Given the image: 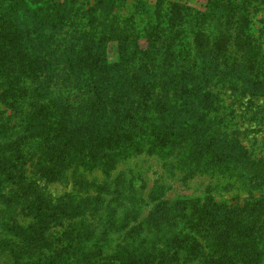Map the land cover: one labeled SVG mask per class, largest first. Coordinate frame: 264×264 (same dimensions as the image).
<instances>
[{
    "label": "trees",
    "instance_id": "1",
    "mask_svg": "<svg viewBox=\"0 0 264 264\" xmlns=\"http://www.w3.org/2000/svg\"><path fill=\"white\" fill-rule=\"evenodd\" d=\"M137 1L146 20L141 30L130 20L104 21L118 0L91 7L64 0L45 11L43 0L0 6L9 20L0 17V31L8 27L11 34L0 39V129L24 130L13 172L35 156L36 170L48 180L71 166L106 172L144 152L217 175L227 186H246L248 198L194 204L173 245L154 262L138 264H264V160L243 143L264 113L257 103L264 98V52L261 34L255 37L250 27L264 0H206L203 10ZM7 3L26 10V20L19 11L6 12ZM260 23L264 31V13ZM112 42L113 63L107 59ZM226 93L234 96L229 106ZM234 105L249 110L245 127L232 121ZM2 181L0 171V202ZM88 235L78 231L71 255L19 264H113L87 251Z\"/></svg>",
    "mask_w": 264,
    "mask_h": 264
},
{
    "label": "rangeland",
    "instance_id": "2",
    "mask_svg": "<svg viewBox=\"0 0 264 264\" xmlns=\"http://www.w3.org/2000/svg\"><path fill=\"white\" fill-rule=\"evenodd\" d=\"M4 1L8 0H0V6ZM63 1L43 0L42 8L45 11L49 3ZM96 1L99 5L100 0H86L87 7ZM145 1L150 5L155 0ZM168 1L185 3L198 10L206 5V0ZM8 3L6 12L19 11L20 20H26V10ZM137 4V0H118L117 8L110 15H104V21L130 20L141 30L146 20L136 12ZM262 13L263 7H260L250 27L255 37L261 34V52H264ZM95 16L97 21L103 17L100 9ZM0 17L9 21L6 15L0 14ZM1 25L5 24L0 20ZM4 28H1L0 39L11 35L9 28ZM107 59L111 63L118 59L114 42L108 46ZM2 86L0 80V88ZM222 98L225 106L234 100V96L229 97L227 93ZM257 103L264 105V98ZM230 108L236 109L232 121L241 122L245 127L249 110L244 114V106ZM5 116L12 113L7 111ZM261 117L264 113L255 116L257 122L249 126L254 127L255 132L245 133L243 143L255 157L264 160V120H260ZM23 131L10 135L3 127L0 129L4 195L0 202V264L36 261L55 253L71 255L77 247L78 231L89 234V253L114 261L113 264L142 263L173 245L194 204L203 205L208 199L228 205L240 204L250 193L246 186H227L217 175L179 169L172 159L161 162L144 152L132 155L106 172L71 166L60 172V176L48 180L36 170L35 156L19 166L20 172L14 173L15 151H18L16 147H22L17 142L18 137H24Z\"/></svg>",
    "mask_w": 264,
    "mask_h": 264
}]
</instances>
